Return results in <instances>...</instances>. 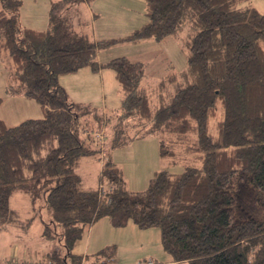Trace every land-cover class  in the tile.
Masks as SVG:
<instances>
[{
    "label": "trees",
    "instance_id": "1",
    "mask_svg": "<svg viewBox=\"0 0 264 264\" xmlns=\"http://www.w3.org/2000/svg\"><path fill=\"white\" fill-rule=\"evenodd\" d=\"M244 1L145 0L146 23L94 39L64 20L46 29L24 25L22 1L0 0L5 97L33 98L43 110L15 124L0 117V224L15 218L11 196L19 191L33 202L43 197L50 220L42 233L66 248L65 256L51 254L55 264H81L73 248L103 217L114 226H160L175 262L264 264V12ZM186 26V68L169 63L154 86L143 60L121 55L105 64L122 100L104 117L70 100L59 80L85 66L99 70L98 52L111 44L162 41ZM104 125L109 148L122 145L124 131L134 127L133 136L158 134L161 157L179 161L178 144L189 156L181 170L162 168L145 190H131L93 134ZM91 153L104 156L99 183L110 187L106 193L99 183L83 186L74 171ZM112 252L101 248L93 259Z\"/></svg>",
    "mask_w": 264,
    "mask_h": 264
},
{
    "label": "rangeland",
    "instance_id": "2",
    "mask_svg": "<svg viewBox=\"0 0 264 264\" xmlns=\"http://www.w3.org/2000/svg\"><path fill=\"white\" fill-rule=\"evenodd\" d=\"M21 1V22L24 25L46 29L50 26L51 21L64 20L77 32L92 35L94 25L97 26L98 33H101L99 29L101 26H111L119 29L118 24H120L121 29L108 32L110 34L108 37L123 36L130 32L133 29L132 27L141 25L143 22L138 23L137 20L125 19L131 14L129 13L131 12L129 7H134L135 15L132 16L138 18V13L144 14L146 4L145 0ZM110 2L115 8L109 6ZM249 4L264 12V0H245L241 3V5ZM98 10L101 11L99 12L101 14L99 19H97L99 17ZM122 21L125 22L121 26L120 22ZM188 31L186 26L177 35H170L162 41L145 39L139 42H117L101 49L100 57L102 60H109L115 56L126 55L133 60L146 61L147 78L154 86L169 70V63L173 64L174 70L177 71L186 68L188 49L185 47L184 41L189 38ZM99 38L104 37H98L97 39ZM83 68L90 69L91 67L85 66ZM82 70L84 69L79 70L81 72L79 75L69 73L73 80L67 79V82L65 81L69 87L68 91H70L69 99L81 105L89 106L91 109L90 115L97 114L104 117L107 113H113L115 107L120 105L122 100L119 83L113 75L115 73L114 69L108 66L105 67L103 75L98 79L97 77L87 76V73ZM6 72V68L4 69L0 63V96L4 97V101L0 103V111L7 123L15 124L26 117H35L42 114V112L36 114L35 109L32 108V102L38 105V102L33 98L26 97L25 100H28V103L24 104V108V106H18L19 102H22L21 99L14 98L10 100L8 98L12 96L5 97V90L3 89ZM91 78L96 82V85H90L88 91L80 88L79 92H74L70 86L71 82L77 83L83 80L93 82ZM89 122L90 129H94V126H91L92 124L95 125L93 120ZM95 130H93L94 136H100L105 144L103 146V149H105L104 154L112 144L107 139L110 127L104 125L99 129L101 132ZM136 131L134 127L126 129L121 138L124 143L119 147L109 148L107 152L108 156L123 169L129 189L145 190L150 178L162 168H168L172 171H179L183 168L186 161L183 158L189 156L186 154L183 144L176 146L178 151L176 158L180 159L175 162L174 157L160 156L158 134L133 136ZM100 169L99 154L91 153L83 157L74 171L81 178L83 186L94 187L100 181ZM11 205L16 209L15 218L0 224V264H8L12 260H17L21 264L24 262L48 264L53 262L51 258L53 252H59L60 255L65 256L66 248L63 243L57 237L47 238L42 233L44 223L50 220L42 196L40 200L37 201L36 199L33 202L28 194L16 191L11 196ZM111 240L112 242H110ZM86 241L90 242L88 246L85 243ZM80 247L81 249L86 247L88 254L91 256L98 251L96 249L99 247L115 251L120 257L117 264H135L139 260L146 264L151 260L155 264H161L171 257L162 245L160 226L143 229L138 227L133 220H130L125 226H114L108 217L100 218L88 228L84 236L76 242L74 249ZM149 258L151 260L147 262ZM104 260L110 261L106 258ZM152 261L150 263H153ZM176 264L189 263L188 261H179Z\"/></svg>",
    "mask_w": 264,
    "mask_h": 264
},
{
    "label": "crops",
    "instance_id": "3",
    "mask_svg": "<svg viewBox=\"0 0 264 264\" xmlns=\"http://www.w3.org/2000/svg\"><path fill=\"white\" fill-rule=\"evenodd\" d=\"M96 1H98V0H96ZM89 2V1H88ZM109 6H111V7H114L115 8V6L110 2L109 3ZM119 6H123V5H119ZM146 6V5H145ZM130 8V10H131V12H129V13H131V14H129V16H128V18H126L125 20H130V21H134V20H137V22L138 23H140V22H143V23H141V25L142 24H144V23H146L147 21H148V17H147V15L145 14V12H144V14H137V16H138V18H136L135 16H132L133 14L135 15V12H134V7H129ZM111 9V8H110ZM129 10V11H130ZM99 12H101V11H99L98 10V13ZM100 13H99V17H97V19H99L100 18ZM144 15V16H143ZM125 21H122V22H120L121 23V26H122V23H124ZM134 25H136V24H134ZM141 25H139L138 27H140ZM118 26H119V29H121L120 28V24H118ZM133 29H135V28H137V27H132ZM100 32L101 33H98V30H97V26L96 25H94L93 26V28H92V37L94 38V39H97L98 37H108V36H110V34H108V32H115L116 30H119V29H115V27H111V26H107V27H103V26H101L100 28ZM132 29V30H133ZM131 30V31H132ZM130 31V32H131ZM129 33V32H128ZM127 33V34H128ZM126 35V34H125ZM157 55V54H156ZM101 54H100V51L98 52V60H99V62L103 65L99 70H93L92 68H90V69H86V68H83L82 67V69H84V70H82V71H84V72H86L87 73V76H93V77H97V79H98V77H101L102 75H103V73H104V71L105 70H103V69H105V67H107L105 64L110 60H102L101 59ZM119 56H121V55H119ZM116 57V56H115ZM113 58V57H112ZM111 58V59H112ZM146 62V61H145ZM0 63H1V65H2V67L5 69V67H4V65H3V63L0 61ZM81 69V68H80ZM79 69V70H80ZM76 71V72H72V73H74L73 75H79L81 72L80 71ZM110 73V72H109ZM6 74V73H5ZM114 76H115V73L113 74ZM67 77H70V78H67ZM116 77V76H115ZM88 78H90V77H88ZM67 79H70L71 81L73 80L72 78H71V76H70V74L69 73H66V74H63V75H61L60 76V78H59V80H60V82H61V84L65 87V89L67 90V93H68V96H69V93H70V91H68L69 89V87L67 86V83H65V81L67 82ZM92 79V78H91ZM6 81V77H5V80H4V82ZM92 81H93V79H92ZM90 85H96V82H90L89 80H83V81H81V82H77V83H73V82H71L70 83V86H71V88L74 90V92H79V89L81 88V90H85V91H88V88L90 87ZM84 87H85V89H84ZM4 90V89H3ZM74 94H76V93H74ZM0 97H2V96H0ZM14 98H18V99H21L22 100V102H19V104H18V106L20 107V106H24V108H25V105L24 104H27L28 102V100H25L26 99V97H24V96H12V97H9L8 99H10V100H12V99H14ZM1 106V105H0ZM31 106H32V108L33 109H35V112H36V114H40L41 112H42V114H40V115H38V116H35V117H40V116H42L43 115V110H42V108H41V106H40V104L38 103V105L36 104V103H34V102H32L31 103ZM38 106H39V108H38ZM119 106V105H118ZM117 106V107H118ZM117 107H115V109L117 108ZM22 110V109H21ZM15 116H17V115H15ZM0 117H2L3 118V116H2V113H1V111H0ZM27 118V117H26ZM4 119V118H3ZM5 120V119H4ZM6 121V120H5ZM21 121V120H20ZM7 122V121H6ZM104 156L102 155L101 156V158L99 157V160H100V167H101V169L100 170H102V167H103V160H104V158H103ZM33 218V217H32ZM110 221V220H109ZM92 231V230H91ZM110 242H112V240L110 241ZM86 243V245L88 246L89 244H90V242H85ZM105 244V243H104ZM110 244V243H109ZM76 245V244H75ZM85 246V245H84ZM75 247V246H74ZM77 247V246H76ZM101 248H103V247H99L98 249H96V250H100ZM73 253L74 254H77V255H81V256H83L82 258V262H81V264H89L91 261H93L94 259H93V257L95 256V253L93 254V256H91V255H89L88 254V249L86 248V247H84L83 249H81V247L80 248H76V249H74L73 248ZM106 257L104 256V257H101L100 259H105ZM99 259V260H100ZM120 259V257L118 256V254H116V252L115 251H113L112 252V256H111V258L109 259L110 261H111V263L112 264H117L118 263V260ZM151 259L149 258L147 261H150ZM152 261V260H151ZM153 263H150V264H155V262L154 261H152ZM177 262H175V261H172V258L170 257V259H168L167 261H163V263H161V264H176ZM2 264H5V263H2ZM135 264H146L145 262L143 263V261H138L137 263H135ZM147 264H149V263H147Z\"/></svg>",
    "mask_w": 264,
    "mask_h": 264
},
{
    "label": "built area",
    "instance_id": "4",
    "mask_svg": "<svg viewBox=\"0 0 264 264\" xmlns=\"http://www.w3.org/2000/svg\"><path fill=\"white\" fill-rule=\"evenodd\" d=\"M101 140H102V138H101ZM109 189H110V187H108V185L105 184V183H101V184L99 185V190H100L101 193H106L107 190H109ZM150 262H151V261H150ZM150 262H149V263H150ZM8 264H21V263H19L17 260H12V261H10ZM23 264H30V263H28V262H24ZM48 264H54V262H49ZM89 264H109V262L106 261V260H103V261H101V262H92V263H89Z\"/></svg>",
    "mask_w": 264,
    "mask_h": 264
},
{
    "label": "bare ground",
    "instance_id": "5",
    "mask_svg": "<svg viewBox=\"0 0 264 264\" xmlns=\"http://www.w3.org/2000/svg\"><path fill=\"white\" fill-rule=\"evenodd\" d=\"M104 260V259H103ZM103 260H95V261H92V262H101V261H103ZM106 261H108V260H106ZM91 262V263H92ZM109 262V264H112L110 261H108Z\"/></svg>",
    "mask_w": 264,
    "mask_h": 264
}]
</instances>
